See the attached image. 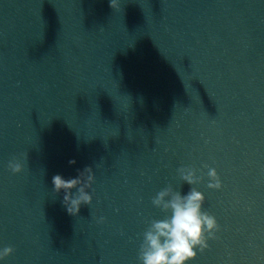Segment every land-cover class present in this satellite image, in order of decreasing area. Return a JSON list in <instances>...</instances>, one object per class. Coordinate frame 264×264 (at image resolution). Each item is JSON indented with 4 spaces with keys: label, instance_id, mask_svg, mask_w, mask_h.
<instances>
[{
    "label": "water",
    "instance_id": "obj_1",
    "mask_svg": "<svg viewBox=\"0 0 264 264\" xmlns=\"http://www.w3.org/2000/svg\"><path fill=\"white\" fill-rule=\"evenodd\" d=\"M120 3L0 0V264H141L169 186L221 228L190 264H264V0ZM85 167L93 204L72 216L52 177Z\"/></svg>",
    "mask_w": 264,
    "mask_h": 264
},
{
    "label": "clouds",
    "instance_id": "obj_2",
    "mask_svg": "<svg viewBox=\"0 0 264 264\" xmlns=\"http://www.w3.org/2000/svg\"><path fill=\"white\" fill-rule=\"evenodd\" d=\"M109 6L117 11L121 10L120 0H109ZM23 161L28 160V153H23ZM69 165L77 162L68 161ZM208 169V187L215 190L223 189L224 185L216 168L204 165ZM8 169L13 174L24 171V162L20 157L14 156L8 163ZM183 181L190 185L200 183L204 176L197 175L198 169L194 167H181L178 169ZM95 173L91 167L78 170V176L65 179L63 175L52 177L53 191L56 194L64 193L63 204L72 216H78L81 206L93 204V189ZM75 190V191H74ZM206 197L195 187L182 195L167 187L157 193L152 199L155 207L165 213H170L161 220H152L148 229L143 233V243L140 246L139 260L141 264H190L200 253L209 249V240L218 239L217 232L221 230L215 216L203 210ZM106 217H96L98 224H104ZM16 249L6 246L0 249V260H6L15 253Z\"/></svg>",
    "mask_w": 264,
    "mask_h": 264
}]
</instances>
